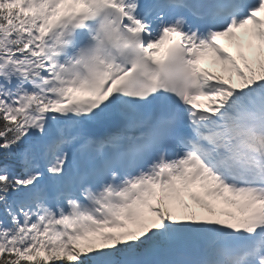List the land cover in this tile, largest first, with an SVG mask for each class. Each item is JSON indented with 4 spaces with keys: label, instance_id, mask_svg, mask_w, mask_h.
<instances>
[{
    "label": "snow or ice",
    "instance_id": "snow-or-ice-1",
    "mask_svg": "<svg viewBox=\"0 0 264 264\" xmlns=\"http://www.w3.org/2000/svg\"><path fill=\"white\" fill-rule=\"evenodd\" d=\"M0 264H264V0H0Z\"/></svg>",
    "mask_w": 264,
    "mask_h": 264
},
{
    "label": "rangeland",
    "instance_id": "rangeland-1",
    "mask_svg": "<svg viewBox=\"0 0 264 264\" xmlns=\"http://www.w3.org/2000/svg\"><path fill=\"white\" fill-rule=\"evenodd\" d=\"M220 41L222 42H227L229 44V40L227 37H221V38H218ZM209 69L211 70H216L217 69V65L214 64V65H211L210 63H208V66H207ZM149 217H152V214H149Z\"/></svg>",
    "mask_w": 264,
    "mask_h": 264
}]
</instances>
